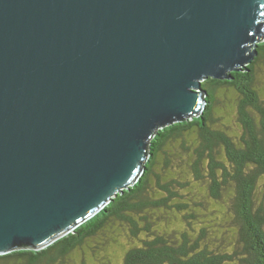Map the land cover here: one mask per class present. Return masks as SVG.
I'll return each mask as SVG.
<instances>
[{"label":"water","instance_id":"95a60500","mask_svg":"<svg viewBox=\"0 0 264 264\" xmlns=\"http://www.w3.org/2000/svg\"><path fill=\"white\" fill-rule=\"evenodd\" d=\"M264 0H0V256L136 185L158 130L259 55Z\"/></svg>","mask_w":264,"mask_h":264},{"label":"trees","instance_id":"16d2710c","mask_svg":"<svg viewBox=\"0 0 264 264\" xmlns=\"http://www.w3.org/2000/svg\"><path fill=\"white\" fill-rule=\"evenodd\" d=\"M258 50L232 81L203 82L210 103L201 116L157 131L136 185L51 246L2 255L0 264H264V101L256 85L264 44ZM224 87L240 98L230 113L243 129L238 141L215 126Z\"/></svg>","mask_w":264,"mask_h":264},{"label":"rangeland","instance_id":"374dc122","mask_svg":"<svg viewBox=\"0 0 264 264\" xmlns=\"http://www.w3.org/2000/svg\"><path fill=\"white\" fill-rule=\"evenodd\" d=\"M261 44H264V40L259 43V45ZM256 85L262 93V100L264 101V60L259 63L257 68ZM239 100L240 98H238L232 88L224 87L218 94V103L216 106V109L220 114L217 116V121L215 123L216 128L225 131V133L231 136L234 141H238V139L244 134L238 115L236 113L230 114L231 112L237 111V107L240 103ZM221 153H223V150H221ZM261 189L264 193V182L262 183ZM217 218V221H219V216H217Z\"/></svg>","mask_w":264,"mask_h":264}]
</instances>
